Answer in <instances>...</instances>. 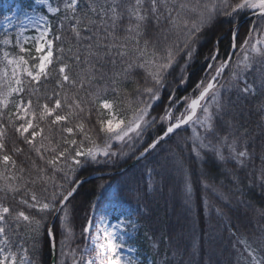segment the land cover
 Masks as SVG:
<instances>
[{
  "label": "snow or ice",
  "instance_id": "1",
  "mask_svg": "<svg viewBox=\"0 0 264 264\" xmlns=\"http://www.w3.org/2000/svg\"><path fill=\"white\" fill-rule=\"evenodd\" d=\"M18 11L30 22L33 34L25 35L29 30L20 26L14 36L6 31L0 38V264H41L43 244L57 247L49 217L58 218L61 225L59 264H67L68 256L72 264H138L123 250L134 252L133 245L139 243V229L132 220V211L143 218L139 204L127 215L121 213L124 219L117 218L111 232L104 229L91 247L93 227L101 230L95 217L86 216L80 229L84 247H71L76 233L68 205L81 184L76 173L89 162L98 163L101 155L137 162L152 157L149 178L159 175L162 181L172 168L183 171L185 152L189 158L204 160L210 155L232 165L228 174L237 180L256 159L257 148L264 165V0H33ZM249 12L257 22L241 41L238 20ZM5 20L9 28L14 26L8 17ZM217 22L232 26L215 37L205 56L206 76L189 96L177 99L173 88L162 112L153 116L169 76L173 82H187L191 62L207 43L205 33ZM222 41H228L223 54ZM9 48L18 51L13 54ZM53 73L54 86L49 89ZM14 97L19 99L14 102ZM252 101L259 102L255 110ZM10 105L14 111H7ZM93 113L96 123L86 130L85 116L90 121ZM253 116L258 119L253 121ZM157 123L162 126L160 134L151 142L144 140L143 133ZM8 129L15 135L10 147ZM77 132L82 139L76 138ZM101 135L103 148L96 142ZM173 137L175 147L164 149L162 145ZM85 141L91 145L86 149ZM113 141L127 144L129 152L112 151ZM21 145L53 173L62 172V182L56 183L48 168L35 160L30 169L18 167L15 157L24 153ZM45 153L51 158L46 160ZM260 179L264 189V168ZM38 184L40 194L35 190ZM123 191L134 193L138 201L149 194L134 177L115 194L121 202ZM216 211L224 215L221 208ZM258 213L264 217V207ZM130 229L137 237L126 240ZM252 235V240L238 239L233 245L237 264H264V229ZM168 244L175 257L179 242L169 237ZM89 252L95 255L84 259ZM207 264H212L211 257Z\"/></svg>",
  "mask_w": 264,
  "mask_h": 264
},
{
  "label": "trees",
  "instance_id": "2",
  "mask_svg": "<svg viewBox=\"0 0 264 264\" xmlns=\"http://www.w3.org/2000/svg\"><path fill=\"white\" fill-rule=\"evenodd\" d=\"M16 2L22 9H27V6L32 3V1L26 0H10V3L7 2L10 7L3 9L0 6V20ZM245 15H242L239 20ZM220 19L224 20L223 17ZM255 22H257V17L239 26V39L241 41ZM231 26L228 23L217 22L206 31L203 39L207 40V43L200 46L201 54L191 62V66L188 68L190 75L187 82L180 84L178 80L173 82L172 77H169L168 88L162 91L160 101L152 109L153 116L162 112L168 103V95L171 94L173 88L176 90L177 99L193 93L196 82L206 76L204 73L205 56L212 49L215 37L221 32H227ZM0 38H2L1 31ZM227 46L228 41H222L219 44L222 54L227 50ZM0 57H2V53H0ZM54 78L55 73H53V80L48 82L47 87L49 89L54 86ZM27 98L28 95L25 93L24 99L27 100ZM250 103L255 110L259 102L252 101ZM10 106L7 111H11ZM103 117L105 118L104 112ZM96 118L95 113L92 114L90 121L85 116L86 130L96 123ZM256 119L258 117H252L253 121ZM96 127L98 128V124ZM161 127V124L157 123L154 127L148 128L143 133L144 140L151 142V139L160 134ZM181 135H187V133H181ZM76 138L82 139L81 134L77 132ZM13 139H15L13 130L8 129L9 147ZM175 139L173 137L172 141L163 144L162 147L164 149L174 148ZM39 142L40 138L37 137V143ZM96 142L97 144L104 143L103 136L96 138ZM134 143L139 146L141 141L137 139ZM21 146L24 148V153L15 157L18 167L23 165L26 169H30L32 161L35 160L38 166L48 168V176H54L56 183L62 182V172L53 173L45 161H41L34 152H29L27 145ZM90 146L85 141L84 148ZM119 146L120 144L114 148ZM116 151L129 152V147L125 144ZM51 155V153H45V159H50ZM80 159L83 160L84 158L80 157ZM132 159L127 156L112 157L110 160L108 157H98V163L89 162V164L78 169L76 178L81 179L94 173L122 168ZM151 160L152 157H149L148 160L142 159L124 172L96 177L83 182L78 187L68 205L71 223L76 233V240L71 247L75 248L77 244L84 247V242L80 239V229L85 223V217L91 215L93 199L99 197V203L104 202L111 193L116 194L118 190L124 188L126 181L134 177L142 188L147 189L148 196L138 201L134 193L123 191L121 195L127 205L130 201L133 209H136L139 204L140 213L143 217H138V221L141 223V236L143 237L141 243L146 253L152 256L155 264H166L169 260L172 261V264H207L209 257L212 258V264H217V262L218 264H237L238 256L236 249L233 248L236 241L244 238L252 240L254 231L264 229V217L258 213V210L264 207V189L261 188L260 179L261 169L264 168V165L261 163L259 148H257L256 159L249 162L243 172L238 173L239 180L228 174L232 165H224L222 162L214 161L210 155L204 160H198L195 157L189 158L187 152L183 154V171L172 168L165 180L162 181L159 175H153L150 179L149 168L154 167L149 163ZM68 163H71V160ZM149 184L152 185V188L147 187ZM188 185H190V192ZM204 186L207 189L204 190ZM41 187L39 184L36 186L35 190L38 194H40ZM50 192L51 187H49ZM204 199L208 202L207 205L211 210L206 207ZM246 204H251L252 208H246ZM237 205H239L238 211ZM217 208L223 210V216L217 215ZM54 225L57 243L56 264H59L63 258L59 252L61 225L58 218ZM233 232L236 233L235 236L232 235ZM145 237H149V239H145ZM169 237H172L174 242H179V253L175 257L173 256L174 249L168 244ZM51 259V247L45 242L39 254V260L41 264H51ZM71 261V256H68L67 264H71Z\"/></svg>",
  "mask_w": 264,
  "mask_h": 264
},
{
  "label": "rangeland",
  "instance_id": "3",
  "mask_svg": "<svg viewBox=\"0 0 264 264\" xmlns=\"http://www.w3.org/2000/svg\"><path fill=\"white\" fill-rule=\"evenodd\" d=\"M26 1H32L33 2V0H26ZM7 2L10 3V0H1L0 1V6H2L3 9H6L4 7V5H8ZM21 9L22 8H20L18 3L16 2L15 4L12 5L11 10H8V12L5 13V15L1 18V20H0V31H1L2 35L7 31V32L13 34V36H14L15 32H16V29L18 27H20V26H23V27H25L26 29L29 30L28 32L25 33V35H32L33 34L31 32V24H30V22L24 18V15H23L22 12L18 11V10H21ZM28 15L31 16L32 12L29 11ZM247 15H249V14H247ZM247 15H245L244 17H246ZM5 17H8L9 20H11L12 24L14 25L13 27H11V28L8 27V20H5ZM244 17H242V18H244ZM224 20H225V18H224ZM240 20H238V22ZM248 20H246V21H248ZM245 22H243L242 24H244ZM242 24H238V28ZM6 50L10 51L13 54H15L18 51L15 48H9V49H6ZM33 54H35L34 53V49H33ZM205 68H204V70H205ZM204 73H206V72L204 71ZM169 77H171V76H169ZM26 82H27V80H26ZM185 85H183V86H185ZM18 99H19V97H14L13 101L15 102ZM10 110L14 111V107L12 105L10 106ZM104 114H105V118H108V114H107L106 111H104ZM112 143H113L112 151H116V149H120L121 146H122V144L120 142L113 141ZM118 144H120V146L115 149L114 147L116 145H118ZM98 145L101 148H103L104 143L98 144ZM99 157H104V156L101 155ZM99 173H105V172H99ZM99 177H102V176H99ZM94 178H96V177H94ZM94 178H92V179H94ZM92 179H90V180H92ZM203 188H204V190L207 189L206 186H204ZM204 202L206 203V204L205 203L204 204L206 205L208 210H211L209 208V205H207L208 202L205 201V199H204ZM132 210H134L132 208V206L129 207V205H127L125 202H121L120 200H118L115 197L114 193H111L107 197V199L104 202H102V203H99V197L94 198L93 201H92V212H91V215H90L89 218L95 217L96 225L99 227V229L101 231L98 233L97 230H96V227L95 226L93 227V229H92V237L93 238L88 242V246L91 247V246L95 245V243H96L95 237L99 236V235H102L104 229H107L109 232H111L112 231V227L111 226L118 222L117 218L124 219V216H122L121 213H124L125 215H127ZM52 220H53V218L51 217L49 223H51ZM56 220H57V218H56ZM56 220H55V222H56ZM132 220L136 222V226L139 229V233H138V235H139V243H135L133 245L134 248H135L134 252L130 253L128 251V249L125 248L123 250L124 254L125 255H133V256H135V258L138 261V264H143V263H145V264H155L154 261H153L152 256L148 255L146 253V251L144 250L143 246H142L141 242L143 241V237L141 236L142 235L141 223L138 221V217H137V215L135 214L134 211H132ZM129 236H131L133 239H135L137 237V233L134 230L130 229L129 232L127 234H125V239L128 240ZM128 242L131 243L130 240ZM94 255H95L94 252H89L88 256H85V259L87 260V259L93 257ZM71 264H72V261H71ZM160 264H162V263H160Z\"/></svg>",
  "mask_w": 264,
  "mask_h": 264
},
{
  "label": "water",
  "instance_id": "4",
  "mask_svg": "<svg viewBox=\"0 0 264 264\" xmlns=\"http://www.w3.org/2000/svg\"><path fill=\"white\" fill-rule=\"evenodd\" d=\"M254 17V15H252V13H250L249 15H247L246 17L242 18L238 24H242L243 22H245L246 20L250 19ZM135 163H137L136 159L134 158L129 164H127L126 166H124L123 168L120 169V171H124L126 170L127 168L131 167L132 165H134ZM109 174H112V172H106V173H97V174H92V175H88L86 177H83L79 180H81V184L84 182V181H87V180H90L94 177H98V176H104V175H109ZM80 185H77L76 187L78 188ZM56 218H53V220L51 221L50 224H54ZM52 250V259H51V264H55V260H56V249Z\"/></svg>",
  "mask_w": 264,
  "mask_h": 264
},
{
  "label": "bare ground",
  "instance_id": "5",
  "mask_svg": "<svg viewBox=\"0 0 264 264\" xmlns=\"http://www.w3.org/2000/svg\"><path fill=\"white\" fill-rule=\"evenodd\" d=\"M120 169H121V168H119V169H114V170L109 171V172H112V174H115V173H121V172H124V171H125V170H124V171H120ZM127 169H128V168H127ZM127 169H126V170H127ZM94 174H97V173H94ZM85 177H86V176H85ZM98 177H99V176H98ZM82 178H83V177H82ZM84 182H85V181H84ZM77 189H78V188H77ZM75 193H76V192H75ZM75 193H74V194H75ZM74 194H73V195H74ZM91 212H92V209H91Z\"/></svg>",
  "mask_w": 264,
  "mask_h": 264
}]
</instances>
